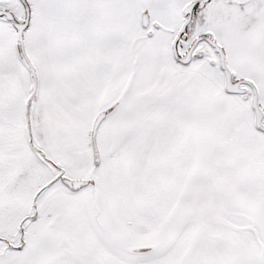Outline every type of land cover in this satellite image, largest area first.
<instances>
[{"label": "snow or ice", "instance_id": "snow-or-ice-1", "mask_svg": "<svg viewBox=\"0 0 264 264\" xmlns=\"http://www.w3.org/2000/svg\"><path fill=\"white\" fill-rule=\"evenodd\" d=\"M0 264H264V0H0Z\"/></svg>", "mask_w": 264, "mask_h": 264}]
</instances>
